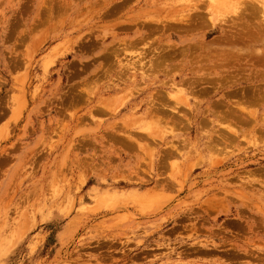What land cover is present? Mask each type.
<instances>
[{
	"label": "rangeland",
	"instance_id": "rangeland-1",
	"mask_svg": "<svg viewBox=\"0 0 264 264\" xmlns=\"http://www.w3.org/2000/svg\"><path fill=\"white\" fill-rule=\"evenodd\" d=\"M261 1L0 0V264H264Z\"/></svg>",
	"mask_w": 264,
	"mask_h": 264
},
{
	"label": "bare ground",
	"instance_id": "bare-ground-1",
	"mask_svg": "<svg viewBox=\"0 0 264 264\" xmlns=\"http://www.w3.org/2000/svg\"><path fill=\"white\" fill-rule=\"evenodd\" d=\"M264 0H262L261 1V3L263 2ZM253 4V3H252ZM263 4V3H262ZM252 7V6H251ZM255 8V7H254ZM248 11V10H247ZM256 11H257V8H256ZM243 14H245V13H243ZM242 16V15H241ZM246 16H248V15H246ZM186 17H187V15H186ZM244 19H245V23L242 25V27L241 28H237L236 27V24L234 23V21H232V24H231V27L229 28V30H226L225 29V31L227 32H225L224 33V35H222V37H219L218 38V41L220 40V45L218 44L217 45V41L215 42L216 43V45H214V41H213V45H211L210 44V46L211 47H215V53H216V56H217V61H219L218 62V65H216L213 61V63H214V66H213V70H211L212 72H210L209 74L210 75H208L209 77H213L214 75H217V72H215L214 71V69L216 68V67H218V69H223V70H234V71H236L237 72V70H238V68L241 66V64H242V62L244 61V62H249V61H252L251 62V67H255V65L257 64V67H258V62L259 63H261L260 61H262V60H264V19L262 20V26H256V25H254V24H251L248 20L250 19L249 17L247 18V17H243ZM242 18V19H243ZM252 18V17H251ZM242 19H241V21H242ZM251 20V19H250ZM258 19H256V21H257ZM200 22H202V21H200ZM243 22V21H242ZM252 22V21H251ZM258 22V21H257ZM188 23V22H187ZM259 23V22H258ZM240 24V23H239ZM200 26V25H199ZM202 27V26H201ZM222 29L223 27H217V29ZM223 30V29H222ZM137 40V39H136ZM136 40H135V42H136ZM212 41V40H211ZM204 42V41H203ZM200 43L198 46H197V44L198 43H196L195 44V46H196V48L198 47L201 51L203 50V51H206L209 47V44L207 43V42H204V43ZM209 42V41H208ZM205 43H206V45H205ZM209 43H212V42H209ZM207 44H208V46H207ZM167 46V45H166ZM199 50V51H200ZM210 50H213V48H211ZM209 51V50H208ZM217 51V52H216ZM190 50L189 49H187V50H185V47H184V49H181L180 51H178V54L179 53H184V54H187L186 55V57L188 56V54H190ZM210 53H211V56L213 57V55H212V51H209ZM213 52V53H214ZM159 53V52H158ZM210 53H208V54H210ZM183 54V55H184ZM204 54V53H203ZM173 55V54H172ZM193 55V54H192ZM193 56H196V55H193ZM207 56L208 55H206L205 54V59L207 58ZM147 57V56H146ZM199 57H200V55H199ZM215 57V56H214ZM144 58V57H143ZM159 58H160V60H159ZM188 58V57H187ZM192 58V57H191ZM190 58V59H191ZM203 58V59H204ZM211 58V57H210ZM216 58V57H215ZM240 58L242 59L243 58V61H241L240 60ZM157 60H156V62L158 61L159 63H153L154 65L155 64H157V65H164V63H165V61H166V56L165 55H163L162 53H159L158 55H157V58H156ZM202 59V60H203ZM193 60V59H192ZM213 60V59H212ZM198 61V60H197ZM206 61V60H205ZM209 61H211V59L209 60ZM154 62V61H153ZM146 63V62H145ZM161 63V64H160ZM163 63V64H162ZM185 63V62H184ZM190 63V62H189ZM250 63V62H249ZM256 63V64H255ZM148 64V63H147ZM166 64V63H165ZM199 64H201V63H199ZM207 64V63H206ZM178 65V64H177ZM182 65V64H181ZM191 65V64H190ZM193 65V64H192ZM197 65V64H196ZM213 65V64H212ZM183 66V65H182ZM208 66V65H207ZM206 66V67H207ZM156 67V65L155 66H153V68H155ZM177 67V66H176ZM201 67V66H200ZM156 68H158V66L156 67ZM194 68V67H193ZM208 68H210L209 66H208ZM207 68V69H208ZM200 69V68H199ZM206 69V70H207ZM255 69V68H254ZM149 70V69H148ZM171 70V69H170ZM246 70H248V69H246ZM166 71V70H165ZM210 71V70H209ZM234 71H233V74H234ZM231 72L232 71H230V74H231ZM262 72V71H261ZM229 73V72H228ZM238 73V72H237ZM253 73V72H252ZM202 74H206V73H202ZM201 74V75H202ZM220 74V73H219ZM218 74V75H219ZM222 74V73H221ZM200 75V76H201ZM235 75H237L236 73H235ZM235 75L233 76V77H235ZM222 77L221 78H223V77H226V76H229L228 74H226V75H221ZM231 76V75H230ZM249 76V75H248ZM208 77V78H209ZM215 77V76H214ZM219 77V76H218ZM232 77V76H231ZM201 80H206L205 78V75H203V76H201V77H199ZM208 78H207V81H208ZM229 78V77H228ZM224 79H227V77L226 78H224ZM240 79V78H239ZM242 79V78H241ZM251 79H252V77H251ZM258 79H259V77H258ZM257 80V79H256ZM256 80H254V82L256 81ZM263 80V79H262ZM173 81V80H172ZM234 81V80H233ZM237 81V80H236ZM169 82V81H168ZM229 82V81H228ZM246 82H251L252 83V81L251 80H248V81H246ZM257 82V81H256ZM207 83H209V81L207 82ZM230 83V82H229ZM243 83H245V82H243ZM184 84V83H183ZM205 84V83H204ZM236 84V82H234L233 83V85H235ZM249 84V83H248ZM260 84V83H259ZM211 85V84H210ZM184 86V85H183ZM214 86V85H213ZM213 86H212V88H213ZM251 86V85H250ZM245 87V86H244ZM254 88H256V92L254 91V90H252L251 88V90H252V92H251V95L249 96V95H245V93H247V90L245 91L244 89H241V90H244L245 91V93H243V92H241L240 94H239V92H236L235 93V96H237V95H241L240 96V98H236L235 100H236V102H235V100H234V103H236V105L234 104V109L233 108H231V107H229L228 108V110H227V112L226 111H224V112H226L225 114H224V116H234L233 118H234V120H235V116H237L238 115V113H237V109H239V108H243V109H247V107H245L244 105H242L241 106V103H244L245 101H250L251 102V99H253V101H255L256 99H260L261 100V98L263 99L264 98V90L262 91L261 89H259L260 88V86L258 85V89L259 90H261V91H257V87H255V85H254ZM262 88H264L263 86H262ZM240 89V88H239ZM249 89V90H250ZM202 90V89H201ZM213 90V89H212ZM235 90H238V88L237 89H235ZM240 91V90H239ZM201 92V91H200ZM179 93V92H178ZM233 94V93H232ZM249 94H250V92H249ZM181 96V95H180ZM157 97H159L158 95H157ZM163 97H164V95H163ZM169 97H170V95H169ZM177 97V96H176ZM170 98H172V97H170ZM227 98V97H226ZM166 99V98H165ZM165 99H163V100H165ZM173 99V98H172ZM180 99H181V97H180ZM244 99H245V101H244ZM167 101H168V99H166ZM165 100V101H166ZM183 100H184V102H185V98L183 97ZM164 101V102H165ZM176 100H174L173 102H175ZM232 101V100H231ZM231 101H229V102H231ZM244 101V102H243ZM259 101V100H258ZM163 102V103H164ZM172 103V101H169V103ZM177 102V101H176ZM183 101H180V104L182 103ZM225 102V101H224ZM162 103V104H163ZM167 103V102H166ZM220 103V102H219ZM173 104V103H172ZM178 104V103H177ZM186 104V103H185ZM228 104V103H227ZM166 104L164 103L163 104V106H165ZM168 105V104H167ZM179 105V104H178ZM177 105V106H178ZM182 105V104H181ZM186 105H188V104H186ZM220 105H222V102L220 103ZM224 105V104H223ZM233 105V104H232ZM162 106V105H161ZM161 106H159V107H155V108H152L151 110H155V112H157V111H159L160 110V108H163V107H161ZM229 106H231V105H229ZM151 107H152V105H151ZM150 107V108H151ZM154 107V106H153ZM167 107V106H166ZM169 107V106H168ZM245 107V108H244ZM171 108H172V105H171ZM178 108V107H177ZM168 109V108H167ZM174 109H176L175 107H173V110ZM224 110V109H223ZM147 111V110H146ZM217 112V111H216ZM221 112V111H220ZM240 113V112H239ZM146 114V113H145ZM155 113H153V115H154ZM173 114V113H172ZM179 114V113H178ZM151 116H152V114H151ZM156 116V115H155ZM160 116V115H159ZM159 116H158V118H159ZM173 116V115H172ZM172 116H170V117H172ZM219 116V115H218ZM240 116H242V115H240ZM240 116H239V118H240ZM249 116H251V115H249ZM248 116V114H247V117H249ZM161 118V117H160ZM159 118V119H160ZM221 118H223V117H221ZM244 118V117H243ZM165 119V118H164ZM171 119V118H170ZM201 119V118H200ZM226 119V118H225ZM249 119V118H248ZM179 120V119H178ZM232 120V119H231ZM251 120V119H250ZM157 121H158V119H157ZM161 121V123H165V121H163V117H162V119L160 120ZM163 121V122H162ZM227 121H229V120H227ZM254 121V120H253ZM171 122V121H170ZM205 122V121H204ZM160 123V122H159ZM163 123V124H164ZM173 123H175V121L173 122ZM177 123V122H176ZM229 123V122H228ZM230 123H231V121H230ZM233 123V122H232ZM247 124H250V123H247ZM161 125V124H160ZM177 125V124H176ZM231 125V124H230ZM234 125V124H233ZM232 125V126H233ZM156 127V126H155ZM157 128V127H156ZM224 128V127H223ZM224 130V129H223ZM222 130V131H223ZM226 130V129H225ZM227 132H228V130H227ZM141 132H139L137 135H139ZM152 133V132H151ZM221 133H223V132H221ZM143 134V133H142ZM142 134H141V136H142ZM227 134V133H226ZM151 135V134H150ZM156 135V134H155ZM136 137H138V136H136ZM223 137H225V136H223ZM150 138H152V136L150 137ZM155 138V137H154ZM227 137H225L224 139H226ZM231 138V137H230ZM131 139V138H130ZM228 140V139H227ZM130 141V140H129ZM216 141V140H215ZM230 141H232V140H230ZM133 142H135L134 140H133ZM132 142V143H133ZM217 143H218V141H217ZM223 143V142H222ZM232 143V142H231ZM139 144V143H138ZM212 144V143H211ZM221 144V143H220ZM227 146V145H226ZM173 147V146H172ZM214 147V146H213ZM178 148V147H177ZM176 148V149H177ZM225 148V147H224ZM173 149V150H172ZM171 150L172 151H174L175 150V152L177 153V151L178 150H176L175 149V146H174V148H172ZM170 150V149H169ZM168 152V151H167ZM169 152H171V151H169ZM175 152H174V154H175ZM170 155V153L168 154V156ZM177 155V154H176ZM164 156V155H163ZM169 157H172V156H169ZM242 211V210H241ZM244 212V211H243ZM198 247V246H197ZM235 253V252H234ZM237 254V253H236Z\"/></svg>",
	"mask_w": 264,
	"mask_h": 264
}]
</instances>
